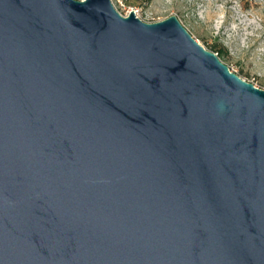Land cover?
Returning <instances> with one entry per match:
<instances>
[{"label":"water","instance_id":"water-1","mask_svg":"<svg viewBox=\"0 0 264 264\" xmlns=\"http://www.w3.org/2000/svg\"><path fill=\"white\" fill-rule=\"evenodd\" d=\"M0 264H264V88L175 15L0 0Z\"/></svg>","mask_w":264,"mask_h":264},{"label":"rangeland","instance_id":"rangeland-1","mask_svg":"<svg viewBox=\"0 0 264 264\" xmlns=\"http://www.w3.org/2000/svg\"><path fill=\"white\" fill-rule=\"evenodd\" d=\"M146 22L172 15L242 78L264 88V0H112Z\"/></svg>","mask_w":264,"mask_h":264}]
</instances>
